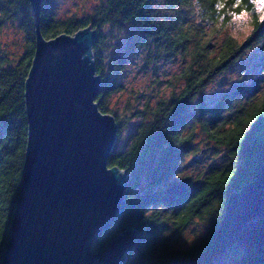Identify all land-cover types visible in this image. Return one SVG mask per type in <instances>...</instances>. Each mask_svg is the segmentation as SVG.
I'll return each mask as SVG.
<instances>
[{
    "label": "trees",
    "instance_id": "16d2710c",
    "mask_svg": "<svg viewBox=\"0 0 264 264\" xmlns=\"http://www.w3.org/2000/svg\"><path fill=\"white\" fill-rule=\"evenodd\" d=\"M54 11L51 0H42L38 26L44 38L73 34L86 25L97 30L92 52L100 85L95 101L117 124L106 161L128 175L123 211L96 238L92 250H99L128 226L137 230L138 239L125 264H162L173 256L189 257L203 250L229 191L248 182L264 159V13L256 10L255 0H100L82 16L58 18ZM242 13L249 15L250 31L238 40L225 30ZM0 19L15 22L25 37L18 58L0 50L1 258L25 146L23 83L35 34L28 0H0ZM108 39L116 40L112 52ZM254 45L255 60L237 68V78L227 83L229 93L220 94L212 104L205 100L208 83L237 65ZM133 57H141V67L154 82L159 81L163 63L175 61L179 66L164 83L169 97L156 98L123 117L110 108L109 98L121 88L117 75ZM136 117L137 123L121 140L123 127ZM197 138L214 149L219 160L194 178L181 176L177 182L186 187L181 193H166ZM203 217L207 232L202 243L188 251L172 249L163 234L166 227L181 230L191 219Z\"/></svg>",
    "mask_w": 264,
    "mask_h": 264
},
{
    "label": "water",
    "instance_id": "95a60500",
    "mask_svg": "<svg viewBox=\"0 0 264 264\" xmlns=\"http://www.w3.org/2000/svg\"><path fill=\"white\" fill-rule=\"evenodd\" d=\"M34 52L23 83L26 139L0 264H125L138 239L128 226L102 248L92 245L124 208L127 172L108 166L114 117L99 110L91 25L44 38L42 0H28ZM185 185L174 182L166 193ZM264 261V159L232 188L204 249L162 264H259Z\"/></svg>",
    "mask_w": 264,
    "mask_h": 264
},
{
    "label": "rangeland",
    "instance_id": "374dc122",
    "mask_svg": "<svg viewBox=\"0 0 264 264\" xmlns=\"http://www.w3.org/2000/svg\"><path fill=\"white\" fill-rule=\"evenodd\" d=\"M54 7V13L58 18H67L72 15L82 16L91 12L93 7L100 2V0H51ZM255 8L261 14L264 13V0H255ZM246 14V13H244ZM241 15L237 16L240 17ZM250 31L249 15L246 14L242 18H234L233 22L230 23L225 33L233 34L238 40L244 39ZM223 32H218L217 37ZM25 37L21 29L15 25V22L0 19V50L3 53L10 55L13 58H18L24 51ZM116 42L115 39H108L106 45L108 51H114ZM118 42L123 45L121 41ZM116 44V43H115ZM257 47L254 45L252 50H247L244 57L237 63V65H231L228 70L220 74L218 78L208 83L205 88V100L212 104V101L217 99L220 94L229 93L227 91L229 80L236 79L238 73L237 68L240 66L248 67L252 61L255 60L256 56L253 55L252 51L258 52L253 48ZM119 50V52H121ZM179 63L170 61L163 63L160 67L158 80L154 82L151 74L146 71L145 68L141 67V57L132 58L125 66V68L118 73L117 79L121 88L111 94L109 98L110 108L117 114L122 115L130 113L131 111L141 110L145 103H151L154 99L163 97L167 98L170 96L169 89L165 87L164 83L174 72H176ZM255 75V72L252 73ZM255 77L250 78L251 81ZM156 91V93H155ZM137 123V117L131 119L129 123L123 127L122 138L125 140L128 134L133 129L132 124ZM195 140V149L193 152L188 153L184 160L180 163L177 171L178 178L174 181L177 182L181 176L187 174L192 178L201 175L212 163H216L219 160L215 153V150L206 148L202 143ZM207 232L206 219L194 218L184 226L181 230H175L173 225H168L164 230L166 236L169 237L172 249L183 252L191 250L199 246Z\"/></svg>",
    "mask_w": 264,
    "mask_h": 264
},
{
    "label": "snow or ice",
    "instance_id": "6c2138e0",
    "mask_svg": "<svg viewBox=\"0 0 264 264\" xmlns=\"http://www.w3.org/2000/svg\"><path fill=\"white\" fill-rule=\"evenodd\" d=\"M222 6H223V5H220V7H222ZM233 15L235 16V14H233ZM244 15H246V14L242 13L240 17H236V18H237V19H240V18H242ZM261 19H264V17H261Z\"/></svg>",
    "mask_w": 264,
    "mask_h": 264
}]
</instances>
